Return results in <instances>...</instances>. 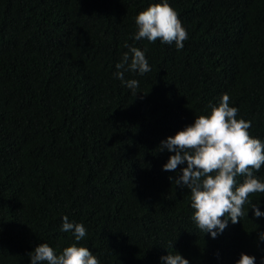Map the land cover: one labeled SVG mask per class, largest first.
Returning a JSON list of instances; mask_svg holds the SVG:
<instances>
[{
	"label": "trees",
	"instance_id": "1",
	"mask_svg": "<svg viewBox=\"0 0 264 264\" xmlns=\"http://www.w3.org/2000/svg\"><path fill=\"white\" fill-rule=\"evenodd\" d=\"M160 0H0V264H29L46 243H77L100 264H189L264 258V193L217 238L192 219L190 190L157 148L207 115L222 94L264 141V0H168L184 47L134 40L135 17ZM132 45L151 71L115 77ZM144 95H142V94ZM254 175L264 182V167ZM244 177H238L242 183ZM83 224L76 242L62 218ZM227 218V217H226ZM258 225V227H257Z\"/></svg>",
	"mask_w": 264,
	"mask_h": 264
},
{
	"label": "clouds",
	"instance_id": "2",
	"mask_svg": "<svg viewBox=\"0 0 264 264\" xmlns=\"http://www.w3.org/2000/svg\"><path fill=\"white\" fill-rule=\"evenodd\" d=\"M135 24L137 31L133 38L136 41L155 43L159 40L161 44H174L181 50L188 39L178 12L168 0L152 3L140 11ZM125 47L128 51L115 65L114 75L135 97L139 83L136 79L126 80L125 72L142 75L150 72L151 67L146 50L128 44ZM208 107L207 115L195 117L191 125L161 141L157 148L173 153L162 166L163 171L176 173L178 166L186 165L170 180H174L176 187L190 190L193 221L201 232L215 239L227 228L229 220L232 224L240 223L247 215L245 205L249 204L250 196L264 193V182L254 175L264 167V141L250 135L251 121L237 118L239 109L230 106L228 94H222L217 105ZM238 177H244L242 183H237ZM250 208L255 218L264 216L258 203ZM62 221V232H70L76 242L85 238L87 232L83 224L71 222L67 216ZM258 239L264 241V232L258 234ZM27 255L29 264H100L88 248L77 243L65 247L60 254L41 243ZM161 261L162 264H189L175 251L162 256ZM236 264H256V257L241 253Z\"/></svg>",
	"mask_w": 264,
	"mask_h": 264
}]
</instances>
